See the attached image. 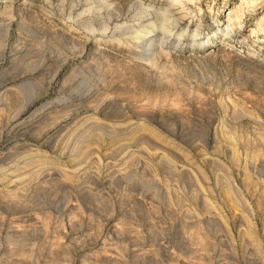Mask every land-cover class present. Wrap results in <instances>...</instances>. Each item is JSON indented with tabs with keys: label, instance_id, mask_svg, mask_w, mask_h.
<instances>
[{
	"label": "rangeland",
	"instance_id": "rangeland-1",
	"mask_svg": "<svg viewBox=\"0 0 264 264\" xmlns=\"http://www.w3.org/2000/svg\"><path fill=\"white\" fill-rule=\"evenodd\" d=\"M174 1L0 0V264H264V0Z\"/></svg>",
	"mask_w": 264,
	"mask_h": 264
},
{
	"label": "bare ground",
	"instance_id": "bare-ground-1",
	"mask_svg": "<svg viewBox=\"0 0 264 264\" xmlns=\"http://www.w3.org/2000/svg\"><path fill=\"white\" fill-rule=\"evenodd\" d=\"M170 2H175V1L170 0ZM143 10L147 16L154 17L153 19L151 18V20H148L146 22L147 23L146 26H147V28L151 29V32H149V33H153V35L155 33V36H153L152 37L153 39H151V40H146L145 35H144V37H141L142 38L141 43L144 44L145 48L150 47L151 44L154 43V40L158 41V39H159L158 37H160V38L163 37L160 39V41H161L160 44L162 43L161 46L165 45L166 49L167 48L170 49L172 44L174 45V43L181 42L183 39L189 37V36H187L188 35L187 32L186 31L183 32L182 29H180V27L178 25L173 24V25H175L174 27L168 26L169 25V17H168L169 10H167L168 12L156 11L155 9L147 7V6ZM238 11H240V10H238ZM238 11L236 13L231 12L233 14L232 16L235 19V23L234 22L233 23L232 22L231 23L230 22H225V23L222 22L221 23V27H223V33L225 35L232 34V32L235 28V25L239 24ZM88 12H91V10H88ZM169 14H171V13H169ZM175 22H177V21H175ZM143 29H145V28H143Z\"/></svg>",
	"mask_w": 264,
	"mask_h": 264
}]
</instances>
